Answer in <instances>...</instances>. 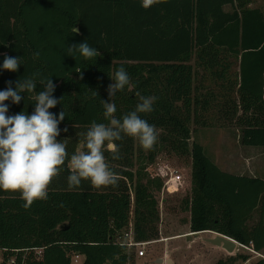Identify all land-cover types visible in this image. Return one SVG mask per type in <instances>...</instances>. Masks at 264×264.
I'll list each match as a JSON object with an SVG mask.
<instances>
[{
    "label": "trees",
    "instance_id": "trees-1",
    "mask_svg": "<svg viewBox=\"0 0 264 264\" xmlns=\"http://www.w3.org/2000/svg\"><path fill=\"white\" fill-rule=\"evenodd\" d=\"M253 1L162 0L144 9L140 0H0V91L38 73L39 92L40 80L51 77L54 97L62 98L50 112L64 113L58 139L69 157L92 122L108 124L102 100H109L119 67L131 86L111 98L117 118L135 109L137 93L158 98L151 113L140 114L157 130L154 147L145 150L124 136L115 141L119 159L105 151L116 184L96 188L82 180L70 190L66 162L47 199L29 208L20 193L0 190V264L13 255L24 264H71L75 254L83 257L79 264L133 263L132 251L115 239L131 213L137 242L157 238L162 180L154 159L161 151L190 156V193L182 200L190 232L212 231L253 252L264 250V179L221 170L190 141V124H204V111L219 101L235 105L237 98L234 113L246 115L241 144L264 146V0ZM85 40L101 56L66 55L68 45ZM5 56L19 57L18 71L3 70ZM34 95L24 93L19 104L5 101L7 114H31ZM40 247L37 258L31 249ZM247 259L238 254L216 264ZM252 264H264V257Z\"/></svg>",
    "mask_w": 264,
    "mask_h": 264
},
{
    "label": "clouds",
    "instance_id": "clouds-1",
    "mask_svg": "<svg viewBox=\"0 0 264 264\" xmlns=\"http://www.w3.org/2000/svg\"><path fill=\"white\" fill-rule=\"evenodd\" d=\"M160 2L162 0H140L144 9ZM72 31L77 33L78 29L74 27ZM77 53L85 59L101 56L98 49L91 47L86 40L68 45L66 55L76 58ZM21 64L19 57L5 56L2 68L16 72ZM80 73L83 79L82 71ZM36 75L39 74L23 80L20 78L14 89L9 82V87L0 91V190L20 193L25 208H29L36 200L47 199L50 184L66 162L70 170L67 177L70 190L78 187L82 180L90 181L96 188L114 185L118 178L105 157V151L112 153L113 160L119 159L115 141L124 136L138 140L145 150H151L157 142L155 126L140 115L154 110L157 97L137 93L139 103L135 109L122 118L115 116L117 109L111 98L126 86H131L130 76L121 66L110 78L113 82L107 88L109 100H102L103 115L109 121L108 124L92 122L88 130L81 133V147L69 157L66 143L58 139L61 132L59 124L65 119L64 113L61 111L57 117L50 112V109L60 104L62 97H54L56 85L51 77L40 80L42 90L37 92ZM24 93H35L32 97L35 101L32 113L21 111L8 115L9 108L5 101L19 104L22 99L25 100Z\"/></svg>",
    "mask_w": 264,
    "mask_h": 264
},
{
    "label": "rangeland",
    "instance_id": "rangeland-1",
    "mask_svg": "<svg viewBox=\"0 0 264 264\" xmlns=\"http://www.w3.org/2000/svg\"><path fill=\"white\" fill-rule=\"evenodd\" d=\"M259 2L260 0H254L251 6H257ZM225 9L229 10L230 7L226 6ZM232 70L233 73L236 72V65L233 66ZM234 102L235 105L232 101L226 103L219 101L215 103L212 109L204 111L202 114V117L206 119L204 124H190V141L199 142L209 159L223 171L264 177V146H245L241 144L239 136L246 115H241L239 110L235 111L239 112V115L234 113L235 106L238 107L237 98H234ZM108 162L110 164L109 160ZM164 162L180 170L185 180L184 187L181 190L167 189L164 192L162 201H160V193L157 195L159 201L158 236L154 240L147 241L148 244L141 247L144 251V257L140 258L137 264H159L154 263V259L165 257L168 253L166 252L169 248L168 245L173 240L182 244V246L180 244V246L169 249L172 257L176 260V264H216L219 259H226L229 256L238 254H244L248 259L246 261L239 260L235 264H252L264 257V250L256 253L244 246H237L231 253L223 249L222 251L221 249L218 250L216 246L207 242V238L215 236L211 233L199 237L181 238V236H176L186 230L189 219L188 212L183 208L182 200L190 193L191 159L188 155H175L172 152L161 151L154 159V166L156 167L159 163ZM176 237L179 239H174ZM163 238L165 240H162ZM141 248L131 250L134 257L131 264H136L137 252ZM217 251L220 256H218ZM1 261L2 253L0 250V263Z\"/></svg>",
    "mask_w": 264,
    "mask_h": 264
},
{
    "label": "built area",
    "instance_id": "built-area-1",
    "mask_svg": "<svg viewBox=\"0 0 264 264\" xmlns=\"http://www.w3.org/2000/svg\"><path fill=\"white\" fill-rule=\"evenodd\" d=\"M156 175L162 180V187L160 190V201L163 199L164 192L167 189L181 190L184 187V177L181 174L180 170L171 166L169 163H159L155 167ZM133 199V196L131 195ZM115 242L125 246L128 250H132L134 248H141L148 244V242H137L134 239V231H133V220L132 213L130 214V219L128 221L127 228L115 239ZM35 256L38 258L42 254V247L31 249ZM138 256H143L144 251L141 248L137 252ZM81 256L79 254H75L72 258L71 264H79V258ZM4 264H24V257L18 262L15 255L9 256L7 260H5Z\"/></svg>",
    "mask_w": 264,
    "mask_h": 264
},
{
    "label": "crops",
    "instance_id": "crops-1",
    "mask_svg": "<svg viewBox=\"0 0 264 264\" xmlns=\"http://www.w3.org/2000/svg\"><path fill=\"white\" fill-rule=\"evenodd\" d=\"M252 176H259V177H261V178H263L264 179V177L263 176H260V175H252ZM186 230H183L181 233H179L178 235H176V236H181V238L182 237H189V236H195V237H199L200 235H204V234H209V233H211V234H214V235H216V233L215 232H212V231H202V232H197V233H192V232H190V230H189V226H188V223L186 224ZM188 230V231H187ZM186 235V236H185ZM174 239H179V238H174ZM209 239L210 238H207V242H209ZM162 240H165V238H163ZM172 241V240H171ZM169 244V243H168ZM180 244L181 243H177V242H175V240H173V242L171 243L170 242V244L168 245L169 246V248H168V250L166 251V252H168L166 255H165V257H159V258H155L154 259V263H159V264H167V261L168 260H170V264H176V260H174V257H172V255H171V253H170V251H169V249L171 248V247H176V246H180ZM181 246H182V244H181ZM217 249L219 250V249H221V251H222V248H220V247H217ZM217 253L219 254L218 256H220V253L217 251ZM144 256H136V264L138 263V260L140 259V258H143ZM159 259H161L162 261L160 262V261H158ZM79 263L80 262H82V260H83V257L81 256L79 259Z\"/></svg>",
    "mask_w": 264,
    "mask_h": 264
},
{
    "label": "water",
    "instance_id": "water-1",
    "mask_svg": "<svg viewBox=\"0 0 264 264\" xmlns=\"http://www.w3.org/2000/svg\"><path fill=\"white\" fill-rule=\"evenodd\" d=\"M76 28L78 29V32H79V28L78 27ZM209 242L213 244L214 246L220 247L223 250L230 252V253L233 252L237 248V246H242L240 243H238L234 239L228 236H225L223 234H218V233H216V235L213 238H210ZM158 261L161 262L162 260L159 259ZM167 264H170V260L167 261Z\"/></svg>",
    "mask_w": 264,
    "mask_h": 264
}]
</instances>
